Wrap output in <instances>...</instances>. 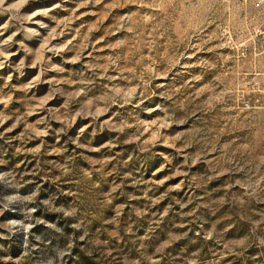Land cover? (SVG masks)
I'll return each mask as SVG.
<instances>
[{"label": "rangeland", "instance_id": "rangeland-1", "mask_svg": "<svg viewBox=\"0 0 264 264\" xmlns=\"http://www.w3.org/2000/svg\"><path fill=\"white\" fill-rule=\"evenodd\" d=\"M0 264H264V0H0Z\"/></svg>", "mask_w": 264, "mask_h": 264}, {"label": "built area", "instance_id": "built-area-1", "mask_svg": "<svg viewBox=\"0 0 264 264\" xmlns=\"http://www.w3.org/2000/svg\"><path fill=\"white\" fill-rule=\"evenodd\" d=\"M260 4H261L260 1H257V2L255 3L256 6H259Z\"/></svg>", "mask_w": 264, "mask_h": 264}]
</instances>
